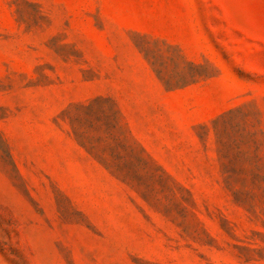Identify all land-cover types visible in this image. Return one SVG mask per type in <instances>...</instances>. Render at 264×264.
Returning a JSON list of instances; mask_svg holds the SVG:
<instances>
[{
	"label": "rangeland",
	"instance_id": "374dc122",
	"mask_svg": "<svg viewBox=\"0 0 264 264\" xmlns=\"http://www.w3.org/2000/svg\"><path fill=\"white\" fill-rule=\"evenodd\" d=\"M0 264H264V0H0Z\"/></svg>",
	"mask_w": 264,
	"mask_h": 264
}]
</instances>
